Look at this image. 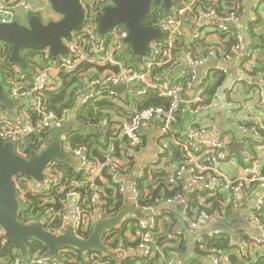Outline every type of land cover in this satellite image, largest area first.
Here are the masks:
<instances>
[{
  "label": "built area",
  "instance_id": "obj_1",
  "mask_svg": "<svg viewBox=\"0 0 264 264\" xmlns=\"http://www.w3.org/2000/svg\"><path fill=\"white\" fill-rule=\"evenodd\" d=\"M80 1L84 6L85 16L81 28L72 31L69 39H63L67 54L53 57L50 47L36 50L30 60H26L27 70H23L16 63H12L10 69L4 68L0 58L1 80L7 94L17 104V115L0 108V137L5 141H12L16 152L29 158L47 148L55 128L70 124L72 119L80 122L73 117L78 106L92 100H100L105 95L116 97L127 92L134 96H143L153 90L160 97L167 98L169 105L150 107L137 112L127 122L119 123L121 125L114 124V119L105 115L98 125L105 131H110L111 139H127L123 154L124 159L129 161L135 157L136 147L142 144L143 132L160 123L163 140L157 156L151 160L149 166L162 167L166 145L174 140L182 152V160L173 166L172 178L182 180L189 176L190 181L200 185L206 193L199 196L200 204L205 203L206 197L218 194L226 196L219 208L212 205L200 208V205L193 206L189 200L184 216H179V221L173 227L172 234L176 236H184L185 225L193 229L206 227L203 234L196 237V241L200 243L205 236L221 235L226 231L220 227L228 221L229 205L237 206L238 194L246 185H250V189L252 185V190L254 187L260 188L249 216L254 234L244 238L240 243L241 247H236L241 255H250L257 259L264 250V133H260L258 127L254 129L257 134L255 144L259 152H262V159L254 158L249 164H244V175H240V178L222 169L223 165L231 164L234 167L237 163L230 157L226 143L221 137L205 138L206 126L191 128L183 138L173 134L174 126L188 111L199 114L221 105L228 107L229 113L242 109L241 103L234 104L229 99L228 91L231 88L226 86L224 79L213 93L209 94L210 86L219 81L220 75H227L225 63L242 50L244 36L232 26L233 23L241 21V16L235 12L220 16L215 7L216 0L208 3L206 0H173L168 14L162 16L154 26L162 31L163 37L149 43L150 53L142 57H125V50L129 46L125 39L129 30L124 25L114 28L108 35L101 36L98 32L100 17L110 3L106 0ZM35 4L32 0H0V23H10L21 16H27L30 11L35 10ZM214 18L221 21L212 24L210 20ZM227 42H232V45L228 43L227 46ZM253 54V50L248 51L244 57L249 58ZM180 57L192 65L190 72L184 75L183 81L171 83L166 72H155L157 67L173 66ZM202 67L204 70L201 71ZM240 71L245 73L243 68ZM76 72L80 75L75 89L76 108L51 107L48 104L47 92H55L62 87L63 73L72 75ZM258 74L264 75L263 72ZM243 80L244 78L239 77L236 81ZM252 84L247 83V89L250 90ZM122 85L126 86L123 92L114 90V87ZM259 94L261 101L258 105L264 109V88L259 90ZM72 130L69 129L63 134L62 149L78 159L75 170L81 178L64 182V175L57 160L45 168L46 178L43 186L32 178L23 175L17 177L15 180L20 213L28 212L27 219L19 217V220L25 224L42 222L45 229L56 236L73 231L78 238L87 240L99 221L115 218L119 214L109 213L107 203L103 200L101 187L108 181V175H112L118 184L116 191L125 195L126 187L119 181L123 167L112 151L108 152L107 148L104 150L103 159H92L86 147L73 145ZM41 133H47L49 137L38 139L40 146L30 153L32 148L26 144L24 138ZM184 188L186 190L187 186L184 185ZM84 189L87 191L83 192ZM58 194H62V198L56 200ZM30 195L42 196L36 211L35 207L31 206ZM185 198V194L178 193L166 203L175 204ZM138 202L139 194L136 191L134 204L140 214L148 218L135 216L131 212L126 214L123 217L126 221L122 220L113 228L119 229L126 222L127 239L121 238L117 242L113 228L107 229L102 236V242L108 252L102 249L83 252L78 247L66 246L60 248L53 256L49 249L43 251L29 244L36 239L31 238L27 242L28 254L24 257L19 247L7 250V245H4V242L8 241L7 232L0 225V264H109L112 255L125 258L128 254H139L145 258L159 255V259L161 255L160 264H176L172 254L166 255L161 250L154 235V231L161 228L163 220L168 218L167 214L158 212L152 215L157 205L140 206ZM57 203L62 205L59 211L54 209ZM125 206L126 204L124 208ZM129 227L136 229V233L129 232ZM234 245L236 243L231 236L229 246ZM208 256L213 264H231L227 252L212 250Z\"/></svg>",
  "mask_w": 264,
  "mask_h": 264
},
{
  "label": "trees",
  "instance_id": "obj_2",
  "mask_svg": "<svg viewBox=\"0 0 264 264\" xmlns=\"http://www.w3.org/2000/svg\"><path fill=\"white\" fill-rule=\"evenodd\" d=\"M208 1L212 2L213 0H206V3H208ZM215 7L218 10L220 16H225L233 12L238 14L243 12V3L241 0H216ZM166 14H168V12L163 6V0H152L151 10L148 16L143 20V24L148 28L154 27L158 23L159 19ZM257 24L259 26H263L264 18H257L255 21H252L250 23V27H255ZM262 29L263 30L260 34L251 31L258 38V43L254 46L255 49L259 48L264 50V26ZM228 43H230V46L232 45V42H227V45ZM1 47L0 58L3 61L2 67L10 69L12 67V63L10 62L12 46L8 43H2ZM36 50L37 49L25 47L21 53L25 59L29 61L30 57L34 54L33 52ZM127 55H131L132 57L135 55L130 46L125 50L124 56L126 57ZM167 67L168 65L157 67L155 68V72L164 74ZM27 73L30 74V72ZM62 76L64 79L62 87L55 92H47L46 95L49 100L48 104L56 109H60L61 107L65 106L76 108L75 89L78 86L80 75L78 72H76L72 75L63 73ZM223 77V75H220L219 81L216 82L214 86H210L211 88L209 90V94L213 93L218 84L223 80ZM5 78L6 77L4 75L3 79L5 80ZM167 105H169V100L167 98L160 97L158 93L153 90L148 91V93L143 96H134L127 92L126 94H118L116 97L105 95V97L100 100H92L89 103L80 105L76 108L77 120L82 122L81 124L83 125L92 126L94 129H92L90 132L81 128L72 130L71 136L73 145L86 147L92 159H103L104 150H106V146H108L107 142L110 143L112 140L110 131H106L104 135V133H101L99 130L95 129L97 128L103 116L109 115L110 112H117L118 114H122L130 118L135 113L141 112L147 108ZM0 108L5 109L3 106H0ZM262 124L264 126V122ZM260 132L264 133V127L260 128ZM44 137H49V135L47 133H41L24 138L26 144L32 148L30 153L40 146L41 142L38 139H43ZM123 142L126 143L128 141ZM116 146L117 150H119V145L116 144ZM163 156L165 157L166 162L162 167L154 168L150 165L145 168L143 175L137 179L136 191L139 194L138 203L140 206L157 205L160 202H169V199L173 198L178 193L185 195L189 194V191L185 190L184 188V185L186 184L185 179L174 180L172 178L173 172L169 168V166L174 162L182 160V152L180 151L179 147L173 141L168 142L166 145V153ZM132 160L133 159H131V161ZM57 162L59 169L64 175V182L67 180L71 181L76 178H81V175H79L75 170V165L70 161ZM122 171L123 169L121 172ZM107 179L108 181L104 183L103 187H101L104 196L103 200H105L107 203L106 208L111 214L112 212L120 213L126 204V198L123 194L119 193V191H116L118 184L115 183L113 176L109 174ZM86 191V189L83 190V192ZM205 194V191L202 189L192 193L189 196L191 204L193 206L200 205V208H207L206 205H212L215 208H219L222 202L226 199L224 194H218L207 197L205 203L200 204L198 200L199 196ZM41 197L42 196L40 195L29 196L31 206L35 207V211L39 208ZM61 198L62 194H58L56 200ZM61 208V203L54 205L55 211H59ZM233 211V206L229 205L228 215L233 213ZM189 212L191 213L190 210ZM165 213L167 214L168 219H164L161 228L154 231V235L158 241V244L161 245L163 242H169L170 246L172 245V248H166V251L176 250L181 254L185 253V251H189L187 240H184L183 236H176L172 234L175 223L179 221V216L171 208L166 209ZM27 216L28 212L26 211H24V214L20 213V219H27ZM126 227L127 224L124 222L119 229L113 228L116 234V242L121 238L127 239L125 236ZM170 234H172V238L170 237ZM173 235L175 237H173ZM231 236V232L226 230L224 233L218 236H205V239L201 243L193 241V251L195 256L190 259L189 264H206V262L202 260L200 256H207L212 250H216L218 252L223 251L225 253L227 252L231 264H264V250L257 259H253L250 257V255H241L237 251L236 245L233 247L229 246V239ZM29 244H32L34 247L42 249L43 251H48V248L44 245V243L38 239H34L33 241L29 242ZM4 245H7V250L10 251L18 247L15 242L9 240L4 242ZM109 264H160V260L159 255H155L152 258H145L140 255L131 254L121 259L117 255H112L110 257Z\"/></svg>",
  "mask_w": 264,
  "mask_h": 264
},
{
  "label": "crops",
  "instance_id": "obj_3",
  "mask_svg": "<svg viewBox=\"0 0 264 264\" xmlns=\"http://www.w3.org/2000/svg\"><path fill=\"white\" fill-rule=\"evenodd\" d=\"M241 2L243 3V12L239 14L241 16V21L233 23L232 26L236 32L242 33L244 36L242 50L239 54L235 55L231 60L225 63V67L228 69V73H226L227 75H223V79L226 83V86L231 88L228 91V93L230 94L229 99L234 102V104L241 103L242 109H237L232 113H229V108L221 105L217 106L215 109H208V111L205 110L199 114H194L193 112L188 111L193 115L191 121L188 122V120H186L187 114H185L184 117L180 119L179 123L176 124L173 128L174 136L180 138L185 137L188 130L198 126L207 127V131L204 135L205 138L221 137L226 143L227 151L229 152L230 157L233 158L237 163L234 167H232L231 164L228 166L223 165L222 169L226 171V173H230L234 177L239 178L240 175H244V164H249L251 162V159L254 158L262 159V152H259V149L255 144L257 134L255 133L254 129L258 127L260 132V128L264 127L259 126L264 122V109H262L258 105L261 101V95L259 94V90L261 88H264V75L260 76L258 74V72L264 73V50L254 48V46L258 43V38L251 32L253 31L254 33L260 34L263 30L262 28L264 25L259 26L257 24L255 25V27H250V23L252 21H255L257 18H264V0H241ZM210 21L212 24H218L221 20L219 18H214ZM222 37L223 36L221 35V38ZM252 50L254 52L252 57H244V55L247 54L248 51ZM241 68L244 69L245 73H241ZM191 69L192 65L188 61L184 60L183 57H180L173 66L168 67L166 69V75L171 83H177L183 81L184 75L188 74ZM202 70H204V67L201 68V71ZM246 73L249 74L246 75ZM239 77L244 78V80L242 82L236 81ZM247 83H253L251 85L250 90L246 87ZM244 96L248 97L244 102H242L241 99H244ZM211 110H213V112H211ZM9 112L10 114L17 115L16 110ZM109 115H111V117L114 119V124L125 123L129 120V117L122 114H118L117 112H110ZM73 117L75 119L77 118L75 114L73 115ZM185 120L186 122H184ZM69 123L70 129L73 130L79 128L83 129V127H86L87 129L84 130H88V132H90L92 129H94L92 128V126L83 125L81 124L82 122H78L74 119H72V121ZM233 127L238 128L240 131H242V133L234 134L231 131ZM95 129L99 130L105 135L106 131L104 128L102 129L100 125H98ZM160 131L161 125L160 123H156L153 127L143 132L142 144L136 147L137 151L132 161H127L126 159H124L123 153L125 147L127 146V142H120L127 141V139H112L110 143L107 142L108 146H106V149L108 148V152L112 151L114 157L119 161V163L123 167V171L119 176V181L126 187V193L124 195L126 198L125 208L127 206L135 205L134 199L136 197L137 179L143 174L145 168L149 166L151 160L157 156L160 144L163 140V135ZM239 140L244 142V150H230V146L234 142ZM172 141L174 142V140ZM116 144L119 145V150H117ZM69 157L70 158L68 161H70L76 167L78 159L70 155ZM165 162L166 159L164 157V161H161V166H163ZM177 162H174L172 165L169 166L170 170L173 169V166ZM185 181V185L187 186L186 190L189 191V194H186L185 200L171 205L168 203L160 202L159 204H157V209L152 213V215H156L158 212H165L166 209L171 208L177 213L178 216H184L186 211V205L189 202V196L192 193H195L197 190L201 189L200 185L194 184L192 181H190L189 176L185 177ZM249 187L250 185H246L243 191L238 194L237 206L233 207L234 211L233 213L228 215V221L225 223V225L220 227L231 232V235L235 240L237 248L241 247L240 243L244 238L254 234V228L250 223L249 216L250 210L253 207V204L256 201L261 189L254 187L252 190V185L251 189ZM201 196L203 195H200V197ZM131 213L135 216L143 217L140 214L138 208L137 212ZM122 220L124 221L125 219ZM121 221L115 224L121 223ZM205 228L206 227L202 226L201 228L193 229L190 228L189 225L184 226L185 234L183 236V239L187 240V243L189 245V251H185V253L183 254L179 253L176 250L166 251V248H172V245L170 246L169 242L161 243V250L164 251L166 255L172 254L175 258L176 264H189L190 259L195 256L193 251V241H196V237L199 234H203L202 232H204ZM135 230L136 229H131L129 227V232H131L132 234L136 233ZM170 237L172 238V234H170ZM129 255L131 254H128V256ZM200 257L206 262V264H213L208 255ZM121 258L123 257H120V259ZM159 260H161V255ZM226 262L228 263L227 260Z\"/></svg>",
  "mask_w": 264,
  "mask_h": 264
},
{
  "label": "water",
  "instance_id": "obj_4",
  "mask_svg": "<svg viewBox=\"0 0 264 264\" xmlns=\"http://www.w3.org/2000/svg\"><path fill=\"white\" fill-rule=\"evenodd\" d=\"M112 5L105 8L100 17L99 34L105 35L117 25H125L129 35L125 39L133 53L139 57L150 53L149 43L163 37L158 27L148 28L143 20L148 16L152 0H111ZM51 8L61 15L60 19H44V11L32 10L27 14V23L14 20L10 23H0V43L12 46L11 63L18 64L27 70L28 64L22 55L27 48L43 49L50 47L53 57L67 54L64 38H70L74 30L80 29L85 10L80 0H48ZM167 12L173 0H163ZM207 67V66H206ZM205 67V68H206ZM126 86L114 87L121 93ZM0 105L9 111L16 110V102L7 94L0 77ZM70 124L55 128L51 133L49 144L45 150L29 158L20 156L12 141L0 137V225L7 232L9 241L17 244L24 257L28 254L27 242L36 238L44 243L49 252L55 256L62 247H78L83 252L94 249H108L102 242V236L107 229L113 228L129 212H137L136 206H127L115 218L101 220L97 223L91 237L87 240L78 238L73 231L61 236L53 235L45 229L42 222L25 224L19 220L20 204L17 198L16 178L23 175L34 179L38 184H45V168L54 160L68 161L69 155L62 149V136L68 132ZM83 129H87L83 127ZM230 150H244V142H234Z\"/></svg>",
  "mask_w": 264,
  "mask_h": 264
},
{
  "label": "rangeland",
  "instance_id": "obj_5",
  "mask_svg": "<svg viewBox=\"0 0 264 264\" xmlns=\"http://www.w3.org/2000/svg\"><path fill=\"white\" fill-rule=\"evenodd\" d=\"M32 2L37 3L35 5V10L41 9L42 11H44V15H45L44 19L46 21L54 20V19H60L61 15L51 8L50 3L48 2V0H32ZM18 21H20L21 23H27V16L25 15V16L19 17ZM247 97L248 96H244V99H241V101L244 102L247 99ZM211 112H213V110H211ZM74 113H75V111L73 112V114ZM186 114H187V119L186 120H188V122H190L193 115L191 113H189V112H187ZM186 120L184 122H186ZM231 131L234 134L242 133V131H240L236 127H233V129H231Z\"/></svg>",
  "mask_w": 264,
  "mask_h": 264
},
{
  "label": "flooded vegetation",
  "instance_id": "obj_6",
  "mask_svg": "<svg viewBox=\"0 0 264 264\" xmlns=\"http://www.w3.org/2000/svg\"><path fill=\"white\" fill-rule=\"evenodd\" d=\"M108 3H110V5H112V1L111 0H106ZM164 5V4H163ZM37 10H41V9H37ZM42 11V10H41ZM118 26H123L122 24L121 25H117V26H115L114 28H116V27H118ZM125 26V25H124ZM126 27V26H125ZM81 28V27H80ZM113 28V29H114ZM127 28V27H126ZM113 29H111L110 31H108L105 35H108V34H110L112 31H113ZM98 32H99V28H98ZM100 35V34H99ZM104 36V35H103ZM126 42V41H125ZM127 43V42H126ZM128 45H129V43H127ZM130 46V45H129ZM128 46V47H129Z\"/></svg>",
  "mask_w": 264,
  "mask_h": 264
}]
</instances>
